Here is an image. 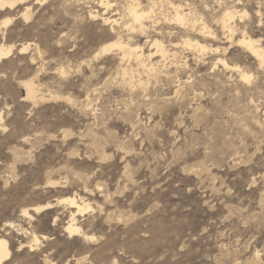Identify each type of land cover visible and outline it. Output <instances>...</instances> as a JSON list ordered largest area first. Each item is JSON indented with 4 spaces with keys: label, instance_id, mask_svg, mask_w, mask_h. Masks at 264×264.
<instances>
[{
    "label": "rangeland",
    "instance_id": "rangeland-1",
    "mask_svg": "<svg viewBox=\"0 0 264 264\" xmlns=\"http://www.w3.org/2000/svg\"><path fill=\"white\" fill-rule=\"evenodd\" d=\"M106 1L0 11L13 47L0 59L2 264H264V67L236 42L264 49V0H139L152 10L143 32L125 27L129 0ZM118 36L168 54L151 71L116 49L96 55ZM72 217L88 238L66 232Z\"/></svg>",
    "mask_w": 264,
    "mask_h": 264
},
{
    "label": "bare ground",
    "instance_id": "bare-ground-1",
    "mask_svg": "<svg viewBox=\"0 0 264 264\" xmlns=\"http://www.w3.org/2000/svg\"><path fill=\"white\" fill-rule=\"evenodd\" d=\"M23 1L24 0H0V11H4L6 9H12L18 3H22ZM42 1H45V0H35V3H39V2H42ZM129 1L126 3L125 11H126L128 17H129L130 21L126 22L125 27L128 30H133V31L137 27L138 30L143 32L144 28H146V26L144 24V20L149 19L151 17V11L152 10H151V8L143 9L142 7H140L139 6L140 5L139 0H129ZM100 5H104L106 8H108L110 6L109 5V1H106V0H100ZM28 8H30V6L29 7L26 6V9L24 10L25 11L24 16L27 15ZM174 10H175L174 17H175L176 21L179 22L181 25L187 24L186 23V19H185L186 13H183V11L181 10V6H175L174 5ZM232 18H233V12L232 11L231 12L228 11V12H226L224 14V16L221 19L222 27L229 32V39L230 40L233 39V37L235 35V30H236L230 24V20ZM116 19H112V22L114 24L117 22ZM103 20L106 21V22L108 21L110 23V21H109L110 18L109 17H106L105 19L103 18ZM10 21H11L10 18H6L1 23H2L3 26H7L8 24H10ZM1 23H0V25H1ZM112 26H113V24H112ZM199 30L202 33H206V31H205L206 30V26H201ZM114 31H112V32H114ZM116 34H118V33H116ZM157 40L155 39L154 41H152V46L154 48L153 51L151 50L150 52H148L147 55H145L143 53L142 48L140 46L131 45L129 42L123 41L121 39V37L118 36L114 41H112V42L110 41L108 44L102 45V47L99 49V51L96 52V55L104 54V53L107 54L112 49H113V51L116 49L117 51H119L121 53V60H123L125 57H127V58L134 57L140 64L146 66V64L144 63V60L148 59L150 61L149 62L150 66L148 68V71H151L152 70V66L154 65V63H151V61L153 60L152 58L155 57V56H159L161 58H164L168 54L167 50L163 46V43H161L160 41H157ZM192 40H190V38H187V39H184L182 41V43H183L184 46L188 47L191 50L203 51V49L205 47L202 44H200L197 40H195V41H192ZM236 42L238 43V45L242 46L245 50H247L250 53V55L255 57V59L258 62L259 67H261V68L264 67V49L261 47V44L259 43L258 40L252 39L251 37L246 36V34L244 33L241 36H239V38H237ZM3 43L0 44V59L7 57L10 54V52L12 51V48H13L11 46H5V44L3 45ZM24 49H25V47H21L18 50H19V52H21ZM219 61H221L226 68H231L232 70H237V71L239 70L237 66H230L227 63H225L222 59H219ZM154 68H153V70H154ZM125 73H126L125 70H123V76L125 75ZM240 76H241L242 79H244L246 81H248L250 79V75H247L246 72L245 73H240ZM123 79H125V78H123ZM126 82L129 85H135L134 81L132 79H127ZM23 84H24V87H25V90H26L27 97L29 99L30 98L31 99H35L37 91H36V88L34 87L35 84L32 83V80L31 81L30 80L24 81ZM137 85L143 86V85H145V83L142 82L140 79H138L137 80ZM67 201H68V203L70 204L71 207L76 209L77 213H83V212H85V210H87L89 208L88 204H80L74 198H70ZM39 208H41V207H37L36 209H39ZM73 220H74V217H72L71 221L69 220L70 222H68V224L65 226L66 232L70 236L71 235L72 236L73 235H79V236L81 235L82 236V234H83V236H87V234L85 235L83 233V231L81 230L82 228H80L78 225H76ZM88 235H90V234H88ZM88 237L89 236H87V238ZM37 238L38 237L34 236V241H37L38 240ZM8 256H9V249H8L7 241L5 239H3V238H0V264H2L8 258Z\"/></svg>",
    "mask_w": 264,
    "mask_h": 264
},
{
    "label": "snow or ice",
    "instance_id": "snow-or-ice-1",
    "mask_svg": "<svg viewBox=\"0 0 264 264\" xmlns=\"http://www.w3.org/2000/svg\"><path fill=\"white\" fill-rule=\"evenodd\" d=\"M9 264H10V262H9Z\"/></svg>",
    "mask_w": 264,
    "mask_h": 264
}]
</instances>
